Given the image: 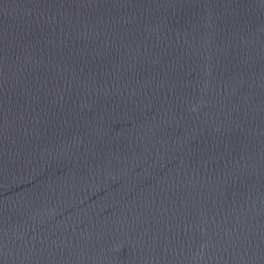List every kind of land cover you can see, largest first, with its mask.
Returning a JSON list of instances; mask_svg holds the SVG:
<instances>
[{
  "label": "water",
  "instance_id": "95a60500",
  "mask_svg": "<svg viewBox=\"0 0 264 264\" xmlns=\"http://www.w3.org/2000/svg\"><path fill=\"white\" fill-rule=\"evenodd\" d=\"M0 264H264V0H0Z\"/></svg>",
  "mask_w": 264,
  "mask_h": 264
}]
</instances>
